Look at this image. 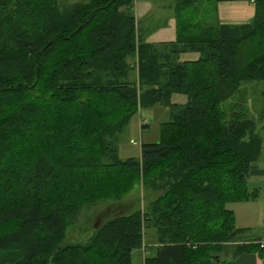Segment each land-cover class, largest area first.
<instances>
[{"label": "trees", "instance_id": "1", "mask_svg": "<svg viewBox=\"0 0 264 264\" xmlns=\"http://www.w3.org/2000/svg\"><path fill=\"white\" fill-rule=\"evenodd\" d=\"M67 1L0 0V264H225L258 253L226 205L256 197L246 179L264 106L252 119L220 105L264 82V0L237 25L216 18V3L234 0H171L174 40L161 44L137 30L136 0ZM157 107L167 110L158 140L121 160L130 118ZM136 185L153 196L145 207L121 208L82 242L66 238L84 209Z\"/></svg>", "mask_w": 264, "mask_h": 264}, {"label": "rangeland", "instance_id": "2", "mask_svg": "<svg viewBox=\"0 0 264 264\" xmlns=\"http://www.w3.org/2000/svg\"><path fill=\"white\" fill-rule=\"evenodd\" d=\"M170 2L171 0H155L156 6L158 7L157 10H159V8L166 10L167 8H165V6H171ZM154 12H156L154 16H156L157 18H159L160 16H162L163 18L169 14L167 11ZM146 19L149 20L151 18L146 17L143 20L135 19L136 28L137 30H139V32L146 29L149 32L152 29L148 26L151 20L148 21ZM181 58L193 59L196 58V55L186 53L181 55ZM131 76L132 74H130L129 77L131 78ZM183 100L184 97L182 95H172L170 101H178L176 103H182ZM220 106L221 109L225 112L231 110H238L241 112L245 111L250 118L255 119L253 113L255 111L258 112L264 106V82H252L241 84L237 92L233 95V97L223 102ZM165 121H167V110L162 107H157L154 109H139V111L130 118L125 129L121 132L118 137V141L116 144L118 157L121 160H125L128 158L137 159L139 157L140 144L156 142L158 140L157 126L159 123ZM143 122L147 124V127L141 129L139 128V126L143 124ZM256 126L261 136L264 132V122H257ZM129 141H133L134 144L129 143ZM144 192L145 191L142 190L139 185H136L129 191L127 195L122 197L119 202L99 203L84 209L77 217V220L74 225L66 230V238L72 241L82 242L87 238L90 226L98 224L102 220H106L115 214H119L122 210L126 211L130 207L131 203H136L137 206L142 208L145 207V205L152 200L153 196H149L146 199L144 198V196L146 195ZM254 206L255 205L253 203L248 204L246 202H238L227 204L226 208L228 210H231L233 214L234 225L236 227H242L243 229V226L255 220L256 211ZM144 235L145 238H149V236L151 238V230L145 229ZM244 236L245 235L243 232L242 237L244 238ZM140 260L141 253L139 251H134L132 253V261L139 263Z\"/></svg>", "mask_w": 264, "mask_h": 264}, {"label": "crops", "instance_id": "3", "mask_svg": "<svg viewBox=\"0 0 264 264\" xmlns=\"http://www.w3.org/2000/svg\"><path fill=\"white\" fill-rule=\"evenodd\" d=\"M156 7L155 0H147V2L146 0H136L133 6V16L136 20H143L146 17L151 18L149 20L146 19L148 21L151 20L148 26L152 28L150 35L148 34L145 39L147 43H170L174 40V19L170 9L171 6H165L166 10L161 8L157 10L158 7ZM215 9L217 21L223 25L245 24L250 22L253 16V2L251 0L218 2L215 5ZM154 11H167L169 14L163 18L162 16L157 18L154 16L156 13ZM176 102L178 101H172V103ZM246 187L247 192L256 194L255 199L246 202L255 205L256 216L253 222L243 226L245 235L243 239L244 244L256 245L258 253L244 252L235 258L226 259L225 264H264V132L261 135L259 158L251 163L248 168Z\"/></svg>", "mask_w": 264, "mask_h": 264}, {"label": "built area", "instance_id": "4", "mask_svg": "<svg viewBox=\"0 0 264 264\" xmlns=\"http://www.w3.org/2000/svg\"><path fill=\"white\" fill-rule=\"evenodd\" d=\"M143 124H145V122H143ZM129 143H131V144H134V142H133V141H129Z\"/></svg>", "mask_w": 264, "mask_h": 264}]
</instances>
